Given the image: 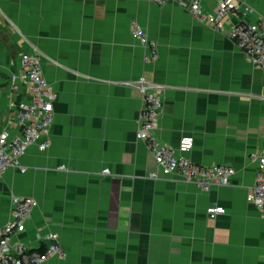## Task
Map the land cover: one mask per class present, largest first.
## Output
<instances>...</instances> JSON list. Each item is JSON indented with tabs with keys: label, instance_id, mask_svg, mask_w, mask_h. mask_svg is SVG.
I'll list each match as a JSON object with an SVG mask.
<instances>
[{
	"label": "crops",
	"instance_id": "obj_1",
	"mask_svg": "<svg viewBox=\"0 0 264 264\" xmlns=\"http://www.w3.org/2000/svg\"><path fill=\"white\" fill-rule=\"evenodd\" d=\"M182 1L0 0V133L23 131L22 53L39 51L57 93L51 147H31L27 171L0 180V227L13 195L39 202L15 241L46 251L44 236L58 234L68 257L45 264H264V219L248 201L264 147V71L230 37L235 17L213 29ZM247 1L248 19H264V0ZM134 22L158 42V60H147ZM142 77L163 87L159 143L176 149L193 136L187 157L234 167L230 185L205 193L175 176L149 178L155 159L137 138L143 101L130 84ZM216 204L227 213L210 219Z\"/></svg>",
	"mask_w": 264,
	"mask_h": 264
},
{
	"label": "built area",
	"instance_id": "obj_2",
	"mask_svg": "<svg viewBox=\"0 0 264 264\" xmlns=\"http://www.w3.org/2000/svg\"><path fill=\"white\" fill-rule=\"evenodd\" d=\"M150 1L157 4L165 2V0ZM203 1L205 0H187V2L182 1L181 5L188 9L196 20L205 22L217 30L222 29L229 18L235 17V20L229 24L230 37L249 62L264 71V19L257 21L248 19L253 11L251 4L247 0H217L214 10L205 12ZM131 29L132 35L149 50L147 60L150 62L158 60V42L151 39L136 22L132 23ZM20 62L22 77L29 83L31 99L19 105L18 121L23 129L21 135L12 137L7 129L0 133V180L10 169H17L21 173L27 171L21 164V157L31 147L36 146L41 152L51 147L50 135L54 124V103L57 93L45 77L42 55L39 51L22 53ZM16 79L17 77L14 76L13 80ZM130 84L142 95L143 108L137 138L146 143L155 159L156 169L150 172V179L158 180L175 176L196 184L205 193L232 183L236 173L234 167L204 166L194 163L187 157L194 147L193 136L182 137L176 149L161 145L156 137V131L163 107L162 85L150 82L144 77ZM254 159L258 161L261 171L248 195V201L257 207L264 219V147ZM60 169L65 170L66 167L62 165ZM103 174H109V170L104 169ZM11 205V220L0 227V264H45L54 257L67 259V252L61 246L55 231H49L44 236L49 242L44 252H39L22 240L15 241V236L26 232L33 212L39 208V202L34 197L13 195ZM226 213L227 210L222 205L216 204L207 208L210 219Z\"/></svg>",
	"mask_w": 264,
	"mask_h": 264
},
{
	"label": "trees",
	"instance_id": "obj_3",
	"mask_svg": "<svg viewBox=\"0 0 264 264\" xmlns=\"http://www.w3.org/2000/svg\"><path fill=\"white\" fill-rule=\"evenodd\" d=\"M39 252H44L43 250H38Z\"/></svg>",
	"mask_w": 264,
	"mask_h": 264
}]
</instances>
